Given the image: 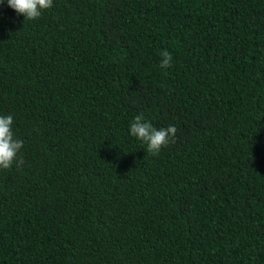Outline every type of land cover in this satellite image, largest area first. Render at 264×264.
Masks as SVG:
<instances>
[{
  "label": "trees",
  "instance_id": "16d2710c",
  "mask_svg": "<svg viewBox=\"0 0 264 264\" xmlns=\"http://www.w3.org/2000/svg\"><path fill=\"white\" fill-rule=\"evenodd\" d=\"M8 114L0 264H264V0H3Z\"/></svg>",
  "mask_w": 264,
  "mask_h": 264
},
{
  "label": "clouds",
  "instance_id": "9594fccd",
  "mask_svg": "<svg viewBox=\"0 0 264 264\" xmlns=\"http://www.w3.org/2000/svg\"><path fill=\"white\" fill-rule=\"evenodd\" d=\"M3 0H0L2 3ZM8 5L25 19L35 20L42 15V11L53 6V0H7ZM160 67L167 69L172 66V54L168 50L160 52ZM14 118L11 114L0 115V169H10L13 164L23 165L20 150L23 141L17 138L13 131ZM177 129L175 126L157 129L147 121L143 114L136 115L130 123V133L133 137L146 145L147 152L159 155L163 146L174 142Z\"/></svg>",
  "mask_w": 264,
  "mask_h": 264
}]
</instances>
